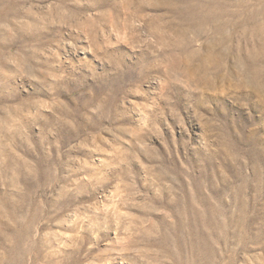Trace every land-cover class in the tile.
<instances>
[{
  "label": "rangeland",
  "instance_id": "obj_1",
  "mask_svg": "<svg viewBox=\"0 0 264 264\" xmlns=\"http://www.w3.org/2000/svg\"><path fill=\"white\" fill-rule=\"evenodd\" d=\"M0 264H264V0H0Z\"/></svg>",
  "mask_w": 264,
  "mask_h": 264
}]
</instances>
